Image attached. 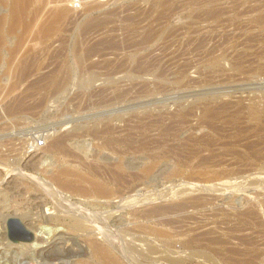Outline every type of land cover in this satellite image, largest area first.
Wrapping results in <instances>:
<instances>
[{
    "label": "rangeland",
    "instance_id": "374dc122",
    "mask_svg": "<svg viewBox=\"0 0 264 264\" xmlns=\"http://www.w3.org/2000/svg\"><path fill=\"white\" fill-rule=\"evenodd\" d=\"M21 3L0 27V214L29 231L22 215L51 204L17 172L64 167L75 187L111 170L122 264H264V0ZM32 241L0 217V263L76 264Z\"/></svg>",
    "mask_w": 264,
    "mask_h": 264
},
{
    "label": "bare ground",
    "instance_id": "6f19581e",
    "mask_svg": "<svg viewBox=\"0 0 264 264\" xmlns=\"http://www.w3.org/2000/svg\"><path fill=\"white\" fill-rule=\"evenodd\" d=\"M21 1L22 0H0V11H1L0 12V27L6 22V20H9L12 27L14 24L18 22H22L23 14L26 13L25 12L26 9H25V6H22ZM25 1L26 3L30 2V0H25ZM33 12L34 14H36V12L40 13L41 11H39V8H38V9H34ZM64 12H65L64 9H60L57 13L59 14V16H62L65 14ZM56 17H54V19ZM52 18L50 19L52 20ZM43 21L44 20H42L41 25L44 24ZM46 23L48 24L49 21L48 22L46 21ZM22 24L24 26V23ZM51 24L52 23H50V25ZM43 27L44 26H42L41 29H43ZM44 28H47V27H44ZM12 29H14V27ZM47 29H50L49 26ZM23 35H24V32H23ZM20 41L22 42V40ZM21 44L19 45L20 47L23 45ZM18 47L16 46V48ZM13 50L11 51L13 52ZM12 52H11V55H12ZM14 52L16 53L15 50ZM9 59H13V57L11 56V58ZM20 71H22V69ZM17 110L18 109L14 111L17 112ZM14 111L12 112L14 113ZM62 138L61 140L59 139V140L52 141L51 146L53 150H55V152L56 151L63 152L66 154L68 153L66 142H65L67 139L64 140L65 138H63L62 140ZM2 165L3 167L6 166L4 164H0V167H2ZM9 169L10 168H8V171ZM149 170H151V167ZM55 173L56 174L52 173V177L49 180H51L52 183L55 182L58 185V187L53 186V184L49 182V180L48 182L47 181L40 182V177H38V179L36 178L33 179L32 178L33 176L28 173H25V172L18 173L17 172V175L20 174L21 178H23L22 176L24 175H28L29 176L28 180H30L32 183L35 182L36 189L38 191H42V193H44L51 200L50 202L51 204H48L45 201L43 202L40 201L36 203L35 205L36 211L33 212L31 210H28L22 215V218L31 220V222L26 227L33 234L32 245H29L30 246L29 248H31V251H30L31 254L29 253L30 257L34 256V254L38 258L41 257V258H46V259H60L61 257L66 256V257H71V258L74 257L75 259L74 262L76 264H122L119 261V258L117 255V251L119 252V249L117 247V244H118L117 240L120 237L119 234L121 235L125 234L126 236H130V235L133 236V235L131 234L132 232L130 233V231H127V229L125 230L118 229L119 223H122V222H118V225H117V223L114 220V210L115 209H114L113 200L117 192L113 191L112 188H109L107 184L116 182V179H115L116 176L114 174L115 172L114 171L112 172L110 170V174H109L110 177L107 179L110 181L108 183L104 184V183H99V182H92V181L86 180L84 177V178H81V181L87 182L88 186H75V187H72V185L70 184L71 181H73L71 179V176L74 175V173L71 170L63 167V168L58 169V171ZM44 177L45 176H43V178ZM48 178L49 177H47L46 179ZM10 182L11 181H8L7 184H10ZM69 188L70 189L73 188L74 191H68ZM156 212H157V209H156ZM0 217L2 218L4 222H6L7 218H9L8 215H2V214H0ZM142 249L146 252V255L147 254L151 255L155 251L154 247H152L148 243H143ZM83 257H87L86 259L88 260H84L85 258L82 259ZM0 264H10V261L7 259H4ZM25 264H34V262L33 263L25 262Z\"/></svg>",
    "mask_w": 264,
    "mask_h": 264
},
{
    "label": "water",
    "instance_id": "95a60500",
    "mask_svg": "<svg viewBox=\"0 0 264 264\" xmlns=\"http://www.w3.org/2000/svg\"><path fill=\"white\" fill-rule=\"evenodd\" d=\"M6 228L7 238L11 242H30L33 239L32 234L15 217H9L7 219Z\"/></svg>",
    "mask_w": 264,
    "mask_h": 264
},
{
    "label": "built area",
    "instance_id": "2783aa9c",
    "mask_svg": "<svg viewBox=\"0 0 264 264\" xmlns=\"http://www.w3.org/2000/svg\"><path fill=\"white\" fill-rule=\"evenodd\" d=\"M105 1L107 0H69L71 6L74 8L80 7L89 2H105ZM32 145H34V147L39 148L45 145V141L43 139H35Z\"/></svg>",
    "mask_w": 264,
    "mask_h": 264
}]
</instances>
